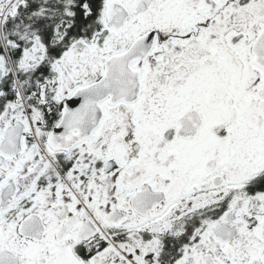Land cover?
<instances>
[{
	"label": "snow or ice",
	"instance_id": "6c2138e0",
	"mask_svg": "<svg viewBox=\"0 0 264 264\" xmlns=\"http://www.w3.org/2000/svg\"><path fill=\"white\" fill-rule=\"evenodd\" d=\"M0 264H264V0H0Z\"/></svg>",
	"mask_w": 264,
	"mask_h": 264
}]
</instances>
